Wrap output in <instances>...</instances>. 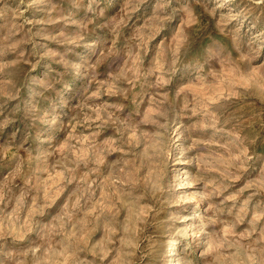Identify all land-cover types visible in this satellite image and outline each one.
<instances>
[{"label":"rangeland","instance_id":"obj_1","mask_svg":"<svg viewBox=\"0 0 264 264\" xmlns=\"http://www.w3.org/2000/svg\"><path fill=\"white\" fill-rule=\"evenodd\" d=\"M0 264H264V0H0Z\"/></svg>","mask_w":264,"mask_h":264}]
</instances>
